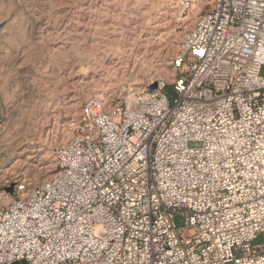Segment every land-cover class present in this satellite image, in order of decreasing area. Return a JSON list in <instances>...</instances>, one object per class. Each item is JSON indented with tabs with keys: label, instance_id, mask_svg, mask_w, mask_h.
<instances>
[{
	"label": "built area",
	"instance_id": "2783aa9c",
	"mask_svg": "<svg viewBox=\"0 0 264 264\" xmlns=\"http://www.w3.org/2000/svg\"><path fill=\"white\" fill-rule=\"evenodd\" d=\"M199 3L173 76L86 103L0 207V264H264V0Z\"/></svg>",
	"mask_w": 264,
	"mask_h": 264
},
{
	"label": "rangeland",
	"instance_id": "374dc122",
	"mask_svg": "<svg viewBox=\"0 0 264 264\" xmlns=\"http://www.w3.org/2000/svg\"><path fill=\"white\" fill-rule=\"evenodd\" d=\"M207 8L179 0L0 3V207L51 179L56 149L91 100L124 102L174 74L186 32Z\"/></svg>",
	"mask_w": 264,
	"mask_h": 264
},
{
	"label": "water",
	"instance_id": "95a60500",
	"mask_svg": "<svg viewBox=\"0 0 264 264\" xmlns=\"http://www.w3.org/2000/svg\"><path fill=\"white\" fill-rule=\"evenodd\" d=\"M150 89H151V90L156 89V85L152 86ZM16 264H24V263H16Z\"/></svg>",
	"mask_w": 264,
	"mask_h": 264
}]
</instances>
